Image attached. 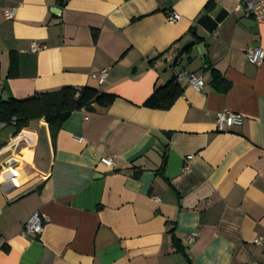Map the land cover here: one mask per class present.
<instances>
[{"label": "crops", "instance_id": "crops-1", "mask_svg": "<svg viewBox=\"0 0 264 264\" xmlns=\"http://www.w3.org/2000/svg\"><path fill=\"white\" fill-rule=\"evenodd\" d=\"M237 4L0 0V102L65 87L116 96L73 112L54 138L41 119L11 145L15 127L0 123V166L15 164L6 190L0 170V264H264V244L252 243L264 237V61L244 56L264 50V25ZM32 43L44 48L32 53ZM176 72L201 76L203 89L181 82L168 110L142 107ZM224 112L241 125L217 131ZM34 213L47 219L42 233L22 238Z\"/></svg>", "mask_w": 264, "mask_h": 264}, {"label": "trees", "instance_id": "trees-1", "mask_svg": "<svg viewBox=\"0 0 264 264\" xmlns=\"http://www.w3.org/2000/svg\"><path fill=\"white\" fill-rule=\"evenodd\" d=\"M62 4L65 0H59ZM212 86L218 92H226L230 85L215 70H212ZM182 89L175 77L165 85L157 87L145 100L142 107L166 111L181 96ZM116 99L113 94L99 92L92 87L75 89L65 87L53 93H42L23 100L8 98L0 102V123L10 125L14 119L15 134L25 129L31 121L41 120L47 124L51 137L57 134L69 116L79 110L87 112L95 108H108ZM171 242L175 251L184 253L180 242L172 234Z\"/></svg>", "mask_w": 264, "mask_h": 264}, {"label": "built area", "instance_id": "built-area-1", "mask_svg": "<svg viewBox=\"0 0 264 264\" xmlns=\"http://www.w3.org/2000/svg\"><path fill=\"white\" fill-rule=\"evenodd\" d=\"M236 11L241 13H245L253 18L256 23L264 25V0H238V4L236 7ZM15 14L14 8H6L2 12V16L4 20H12ZM180 16L176 13H172L167 17V21L169 23H175L179 21ZM44 47L37 44L32 43L30 50L32 53H37L41 51ZM244 56L247 62L251 65H259L264 61V50L260 48L246 49L244 51ZM107 76L106 70H101L96 73H93L91 77L95 79L98 84H102L105 81ZM174 77L178 83L185 82L187 85L192 87L196 91H201L203 89L204 83L202 77L199 75L189 74L186 72H176ZM14 119L11 120L10 125H14ZM5 125V123H2ZM235 125H241V117L237 114L231 112L219 113L216 116V129L219 132H223L227 129ZM17 135L11 142V145H17L21 141H25L24 137ZM78 143H82V138L74 139ZM99 164L107 169H112L114 166V161L112 158L101 157L99 159ZM5 167V168H4ZM4 167L0 166V170L2 172L8 174V179L2 183L4 190H6L10 185H12V177L15 174V164L13 159H9L6 163H4ZM155 201L157 199L153 198ZM47 219L46 217L41 216L38 213H34L30 216V218L24 223L20 230V236L22 238H35L38 237L43 230V222ZM195 234H191L187 237V242L191 243L195 239ZM252 243L254 245H262L264 244V237H256L253 239ZM1 249V244H0Z\"/></svg>", "mask_w": 264, "mask_h": 264}, {"label": "water", "instance_id": "water-1", "mask_svg": "<svg viewBox=\"0 0 264 264\" xmlns=\"http://www.w3.org/2000/svg\"><path fill=\"white\" fill-rule=\"evenodd\" d=\"M199 47H202L203 50H204V48H205L204 45H199V46H198V50L200 49ZM2 100L5 101V100H6V97H5V96L2 97Z\"/></svg>", "mask_w": 264, "mask_h": 264}]
</instances>
